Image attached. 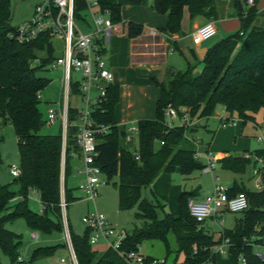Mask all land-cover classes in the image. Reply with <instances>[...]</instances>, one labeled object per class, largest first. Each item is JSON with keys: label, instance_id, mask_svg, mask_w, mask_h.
I'll return each instance as SVG.
<instances>
[{"label": "trees", "instance_id": "16d2710c", "mask_svg": "<svg viewBox=\"0 0 264 264\" xmlns=\"http://www.w3.org/2000/svg\"><path fill=\"white\" fill-rule=\"evenodd\" d=\"M104 10L110 11L114 31L122 25L121 4L118 0H98ZM131 5H140L142 0H127ZM237 5L239 9V2ZM254 4L243 12L239 11L241 28L216 43L206 52L204 58L187 61L185 70L168 68L164 80L153 79L159 89L156 116L141 119L139 127V148L132 149L126 142L127 126L118 124L116 107L121 98V87L110 84L107 93L93 116L97 122L110 125V130L98 136V157L107 182L117 177L119 206L129 210L137 206V218L145 220L142 227L132 233L126 232L121 250L129 252L139 249L146 239H161L170 250L168 234L173 232L178 242V252L185 255L183 262L174 264H215L216 246L229 239V254L232 262L240 264H264V256L255 246H264V148L247 153L263 158L262 184L260 190H250L234 184L230 195L245 192L249 208L237 219L232 229H225L215 238L202 223L190 214L188 199L195 197L200 188L185 190L174 184L173 174L180 170L191 175L203 170L205 164L196 158V150L190 145L189 134L196 130L191 127L169 126L166 111L171 105L180 114L186 108L191 118L213 116L219 105L223 106L232 120L237 115L245 123L255 120V114L264 110V28L255 25L259 10ZM155 10L167 16L164 31L180 33L186 12L190 20L204 17L208 21L219 18L216 0H155ZM86 0H77L76 16L79 21L86 18ZM144 33V25L135 21L125 22L124 34L136 39ZM17 26L13 24L11 0H0V127L12 125L18 137L20 151L19 176L15 182L19 190L10 185L0 184V212L10 202L19 198L14 209L0 219V246L10 256L13 264H34L21 257L19 246L21 235L4 227V221L24 217L35 230L51 232L63 230L62 221V176L64 169V193L67 205L80 198L68 187V177L72 173L71 160L74 153H80L77 144L79 109L70 106L69 130L64 149L63 124L60 134H42L46 123L39 108L41 93L51 82L50 78L39 75V71L49 70V65L59 56L54 41L48 34L36 40L21 42L16 37ZM47 50L46 56L40 51ZM39 59V62L36 60ZM202 64L198 71V66ZM75 94L79 86H73ZM73 125V126H72ZM1 142V137H0ZM164 142V143H163ZM139 159L137 158V154ZM243 155H226L218 162L223 168L234 173H245L248 165L257 166L258 160ZM147 188L151 196H145ZM31 192H36L41 200L44 213L33 211L28 205ZM159 209L164 212L159 216ZM54 214L56 219L51 218ZM73 243L80 264H127L123 256L113 248L100 252L90 242V230L84 235L72 232ZM54 248H38L33 258L52 255ZM22 258V259H20ZM0 264L1 261H0Z\"/></svg>", "mask_w": 264, "mask_h": 264}, {"label": "rangeland", "instance_id": "374dc122", "mask_svg": "<svg viewBox=\"0 0 264 264\" xmlns=\"http://www.w3.org/2000/svg\"><path fill=\"white\" fill-rule=\"evenodd\" d=\"M41 0H11L13 10V24L20 26L29 20L34 11V7ZM121 4L122 27H125L126 21H135L143 23L145 29L153 27H165L166 15L158 13L154 8L155 0H142L140 5H131L127 0H118ZM243 7L247 10L251 7L247 0H241ZM255 6L259 11L264 8V0H256ZM220 11L217 26L219 31L216 36L206 42L205 45H194L192 38L184 36L180 43L182 47L188 50L193 47L197 50L200 59L204 48L212 42L217 41L229 34L237 32L241 28V20L238 9L232 8L230 11ZM228 13L234 14L236 29L233 27L227 28L225 20L228 18ZM186 16L188 14L186 13ZM261 27H264V16L259 17ZM187 29H183V33ZM235 31V32H234ZM56 50L61 52L63 48L62 40L56 38L54 40ZM106 59H111L114 62L112 70L115 77L122 80L120 106L116 107V117L128 120L130 124L137 123V119L146 115V117L156 116V99L158 96V88L153 82V79H162L164 77L165 69L160 72L152 71L149 65L135 66L131 61V49L129 47L128 37L125 34H114L112 42L108 45ZM167 60L168 65L175 67L178 70H185L187 68V61L180 50H170L168 48ZM41 56L48 54L47 50L39 52ZM202 64L198 66V71ZM165 68V66L163 67ZM39 75L46 76L51 79L49 85L41 93V102L39 104L40 111L46 123L42 126L40 133L42 134H60L61 123L56 121L50 123L48 121V114L50 109L56 107V103L61 100L62 92V71L61 69H49L39 71ZM128 87V88H127ZM128 89V90H127ZM131 92V96L124 97L122 101L123 92ZM73 104H79L80 98L77 94L71 95ZM132 106H128L129 104ZM224 117L221 120V117ZM224 107H218L213 116L203 118L200 121V126L189 134L190 145L194 146L197 154L202 162H206L205 155L208 152L222 155L224 152L229 155H243L247 151H254L258 148H264V140L258 139L259 136H264V110H260L255 114V120L247 121L246 123L237 115H234L230 121L225 119L230 117ZM198 120V117L193 118ZM233 120L237 121L234 124ZM194 126V125H193ZM0 184L10 185L15 191L19 190V184L15 182V177L11 174L13 167L20 168V151L18 144V137L14 127L10 124L2 125L0 127ZM72 173L68 177V187L72 188L75 195L81 197L75 202H71L67 207V215L71 230L78 235H84L86 232V224L83 222V217L93 213L105 214L109 222L115 226L118 232L125 231L132 233L137 227H142L145 220L139 219L136 216L138 211L137 206L122 210L119 206V191L115 185L118 180L117 177L110 179L109 182L104 183L98 187V195L95 200H88L85 193L79 189V184L85 179V174L80 173V162L71 160ZM217 176L219 181L225 186H231L234 179L246 180L247 189L257 190L258 177L254 175L253 164L248 165L245 173L236 174L231 170L225 169L220 163L217 164L214 173L199 170L191 175H184L180 171L173 174L174 184L182 186L185 190H192L198 185L201 186L199 195H210L214 191V177ZM104 180L107 177L102 176ZM252 177V178H251ZM145 196H151L150 191L145 188L143 190ZM19 198L13 199L9 206L0 212V219L13 211L14 206L18 203ZM29 207L36 212L44 213L39 195L36 192H31L28 198ZM159 216L163 217L164 212L159 209ZM51 218L56 219L54 214H50ZM243 216V212H225L220 218H209L206 225L210 227V231L215 238H219L225 229H232L236 225L237 219ZM4 227L8 230L16 232L21 235L22 243L19 246L21 257L26 262L32 261L34 264H63L62 259H69V251L64 238V230L53 229L51 232H42L32 229L24 217H17L15 219H8L4 221ZM39 233V239L35 240L31 236L33 233ZM168 242L170 250L168 251L165 242L161 239H146L140 248L146 255L156 258H167L166 264H174L183 262L185 255L178 252V242L176 235L173 232L168 234ZM54 248L52 255L41 256L33 258L34 252L38 248ZM93 247L100 252L105 251L109 245L107 242H99L93 244ZM257 252L263 251L264 246H255ZM0 261L2 264H13L10 256L0 246ZM232 262V256L229 253L217 254V262L215 264H226ZM207 264V263H204ZM240 264H244L240 262Z\"/></svg>", "mask_w": 264, "mask_h": 264}, {"label": "built area", "instance_id": "2783aa9c", "mask_svg": "<svg viewBox=\"0 0 264 264\" xmlns=\"http://www.w3.org/2000/svg\"><path fill=\"white\" fill-rule=\"evenodd\" d=\"M247 2L253 5L255 1L247 0ZM86 3V18L79 21L76 16L77 0H41L35 5L32 17L22 25L17 26L16 37L21 42H30L43 34H48L52 41L56 38L62 40L61 54L49 65V69L57 70L61 68L63 71L61 100L55 108L50 109L48 121L50 123H55L58 120L62 121L65 149L69 130V109L70 106L76 107L71 101V95L75 94L73 86L78 84V95L82 107H76L79 109V115L74 125L78 128L76 134L77 144L83 161L82 172L85 174V180L79 184V189L85 193L88 200H95L98 195V187L107 183V180L102 177L104 173L98 162L100 155L98 136L107 133L110 130V125L97 122L93 114L105 97L108 85L113 84L115 81V75L109 68L106 59V47L114 33V25L110 18V11L102 9L98 0H86ZM151 33L155 34V31ZM217 33L218 28L215 21H208L193 32V43L200 45L216 36ZM36 62H39V59ZM181 112L182 114L171 105L167 108L166 116L169 126L183 125L191 127L195 124V120L191 118L186 108H182ZM233 122L235 123V120ZM138 134L139 127L137 124L133 123L127 127V140L132 141L134 136ZM258 139L263 141L264 136H259ZM136 156L139 159V155ZM246 157H253L259 162L257 166H254V175L258 177L257 187L261 189L263 184L260 166L263 164V158L255 157L250 153H247ZM196 158L200 160L197 151ZM205 159L203 170L213 174L219 163V158L208 152ZM20 173L21 170L18 167L11 169V174L14 177L19 176ZM214 182L215 186L212 194L202 199L194 196L188 199L191 216L202 224L211 217H222L225 212H243L249 208V199L245 192L230 195L231 186L223 185L217 176L214 177ZM62 184L60 205L64 238L69 251V259H62V263L80 264L67 215L68 205L64 193V169ZM83 222L90 230L92 245L107 242L108 248L117 250L127 264L167 263V258L148 256L142 252L140 247L129 252L121 250L126 232H118L105 214L93 213L86 215L83 217ZM32 238L38 240L39 233H33ZM229 246V239L224 240L222 244L216 246L217 254L229 253ZM259 254L264 256L261 252ZM240 260L243 263L245 262L243 256L240 257Z\"/></svg>", "mask_w": 264, "mask_h": 264}, {"label": "crops", "instance_id": "0c3cea01", "mask_svg": "<svg viewBox=\"0 0 264 264\" xmlns=\"http://www.w3.org/2000/svg\"><path fill=\"white\" fill-rule=\"evenodd\" d=\"M216 1H217V6H218L219 14H220V11L226 12L228 9H230V10L232 8L238 9L237 0H216ZM244 10H246V9L244 8ZM186 13L188 14V16H186V14L184 16L182 30L183 29H187V30L184 31L183 33L180 32V33H177V34H171L169 32L164 31L163 30L164 27L161 26V27H158V28L153 27L151 29H145L144 28V33L140 37H138L136 39H130V38H128L129 47L131 49L130 56H131L132 64H134L135 66H141V65L147 64V65H149V68L152 69V71H155V72H160L162 69H165L164 77L162 79H157L159 81H162L166 77L167 69L172 67V66H169L168 65V60L166 59L167 58V53H168V51H167L168 48H170V50H177V49L180 50L181 53H182V55L185 57L186 61H188V60L194 61L195 57L197 59H199V60H202L204 58L206 52L208 51V49L214 43H216L220 39H218L215 42H212L211 44L207 45V47L204 48V51L202 53L204 55H201V56H203L202 59L199 58L200 55H198V52H197V50L195 48L190 47L188 50L184 49L182 47V45L180 44L182 42V39L184 38V36H188L189 35L192 38L193 32L196 30V28H198L199 26H201V25H203V24H205V23L208 22V20H206L204 17H197L196 19H194L193 21H191L190 20V17H189V13L188 12H186ZM238 13H239V9H238ZM235 16L236 15H234V14L228 13V18L225 20V24H226L227 28H230V29L232 27H233V29H236L237 28L236 27L237 25L235 24ZM260 16H264V8L261 9V11H259L258 16H257V18L255 20V25H257V26H260L259 24L260 23L262 24V22H263V21L262 22L260 21V19H259ZM166 20H167V16H166ZM218 20L219 19L215 20L216 26H217ZM141 24H143V23H141ZM121 27H117V29L114 31V33H113V35L111 37L110 43L107 44V47H106V55H107V52H109L108 51V45L111 44L114 34H117V33L124 34V27L123 28H121ZM217 28H218V26H217ZM152 31H155V34H152L151 33ZM218 31H219V28H218ZM192 41H193V39H192ZM207 41L203 42L200 45H196V46L205 45ZM56 52H57L58 55L61 54V52H59V51H56ZM107 63H108L109 68L112 70V67H113L112 65H114V62H111V59L109 58V60H108V58H107ZM164 66H165V68H163ZM173 68L176 69L175 67H173ZM176 70H178V69H176ZM61 71H62V69H61ZM112 72H113V70H112ZM62 75H63V71H62ZM114 84H118V85H120V87L123 86L122 80H121L120 76L119 77L118 76L115 77ZM131 94L132 93L129 92V91L123 92L122 93V101L124 100V97H128L129 98L131 96ZM159 94H160V92H159V89H158V96H157V99H156V103H157V100L159 98ZM120 103L121 102H119L117 104V107H118V105L120 106ZM58 104L59 103H56V105H58ZM79 104L80 105H78V104H74V105L76 107H79V108L82 107L81 101L79 102ZM128 106H132V104L130 103ZM218 107H223V106L219 105ZM153 118H155V117H153ZM153 118L152 117H146V115H143L142 117H139V119H137V120H141V119H153ZM201 119H203V118H199L198 120H195V128L196 129H197L198 126H200ZM223 119H224V117L222 116L221 117V120H223ZM117 121H118V124L125 125L127 127L130 125L129 121L128 120H125L123 118H120V119L117 118ZM236 122L237 121H235L234 124H236ZM133 123H134V120H133ZM137 123H138V121H137ZM137 123H135V124H137ZM126 142L127 143H131L133 150H137L139 148V134L138 135H135L134 136V139L132 141H129L126 138ZM247 152H250V151H247ZM247 152H245V153H247ZM226 155H229V154L224 152L222 155H220V156H217L216 155V156L218 158H221V157H224ZM72 159L73 160H77V161L80 162V169L78 171L80 173H83L82 172V169H83V161H82L81 154L80 153H74ZM178 171H180V170H178ZM236 174H239V173H236ZM234 184H238L240 186H243V187H246L247 188V184L248 183L246 182V180H243V178L240 177L239 179H237V178L234 179L233 185ZM196 188H200L201 189V186L198 185L197 187H195L193 189H196ZM257 190H260V189L258 188ZM73 193H74V191H73ZM199 194L200 193H198V195L195 196V197L202 199V198H205L207 196V195H199ZM74 195H75V193H74ZM79 198H81V197H79ZM211 218H217V217H211ZM207 220H206V222H207ZM203 225L205 226L206 229H208L210 231V227L207 226L206 223H204ZM260 252L264 254L263 251H260Z\"/></svg>", "mask_w": 264, "mask_h": 264}, {"label": "water", "instance_id": "95a60500", "mask_svg": "<svg viewBox=\"0 0 264 264\" xmlns=\"http://www.w3.org/2000/svg\"><path fill=\"white\" fill-rule=\"evenodd\" d=\"M239 11L240 12H243L244 11V7H243L241 1L239 2Z\"/></svg>", "mask_w": 264, "mask_h": 264}]
</instances>
